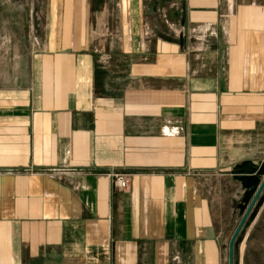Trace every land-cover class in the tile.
Wrapping results in <instances>:
<instances>
[{"label": "crops", "instance_id": "crops-1", "mask_svg": "<svg viewBox=\"0 0 264 264\" xmlns=\"http://www.w3.org/2000/svg\"><path fill=\"white\" fill-rule=\"evenodd\" d=\"M262 161L264 0H0V264H229Z\"/></svg>", "mask_w": 264, "mask_h": 264}, {"label": "rangeland", "instance_id": "rangeland-1", "mask_svg": "<svg viewBox=\"0 0 264 264\" xmlns=\"http://www.w3.org/2000/svg\"><path fill=\"white\" fill-rule=\"evenodd\" d=\"M253 174H256L257 181L255 185L250 186V192L248 195V205L250 204L258 185L264 178V161L259 162L258 166L256 167ZM248 206H244L242 208V213L239 215L238 219L241 220L243 214L245 213ZM264 214V188L262 189L261 193L259 194L256 202L254 203L251 211L249 212L246 220L244 221V224L242 225L236 239L234 242H238L239 246L248 239L251 238V235L254 232V228L256 226V223L260 220V218ZM240 222V221H239ZM238 222V224H239ZM237 224V226H238ZM239 248V247H238ZM240 249V248H239Z\"/></svg>", "mask_w": 264, "mask_h": 264}, {"label": "water", "instance_id": "water-1", "mask_svg": "<svg viewBox=\"0 0 264 264\" xmlns=\"http://www.w3.org/2000/svg\"><path fill=\"white\" fill-rule=\"evenodd\" d=\"M240 179L243 182L245 187H250V186L255 185V183L257 181V176H256V174L250 173V171H244V174L241 176ZM263 188H264V178L260 182V184L258 185L257 190H256L250 204L248 205L245 213L243 214L238 226L236 227V229H235V231H234V233L230 239V242H229V264H233V244H234V241H235L242 225L244 224V221L246 220L249 212L251 211L254 203L256 202V200H257V198H258V196L261 193Z\"/></svg>", "mask_w": 264, "mask_h": 264}, {"label": "built area", "instance_id": "built-area-1", "mask_svg": "<svg viewBox=\"0 0 264 264\" xmlns=\"http://www.w3.org/2000/svg\"><path fill=\"white\" fill-rule=\"evenodd\" d=\"M112 178H113V182L115 184V187L117 189L123 190V189H125L128 186L129 180H128L126 175H124V174H114L112 176Z\"/></svg>", "mask_w": 264, "mask_h": 264}]
</instances>
